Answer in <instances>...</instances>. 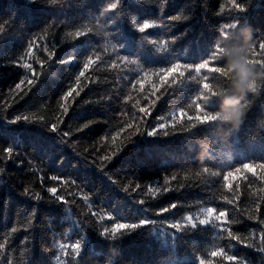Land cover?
Wrapping results in <instances>:
<instances>
[{
	"label": "trees",
	"instance_id": "trees-1",
	"mask_svg": "<svg viewBox=\"0 0 264 264\" xmlns=\"http://www.w3.org/2000/svg\"><path fill=\"white\" fill-rule=\"evenodd\" d=\"M112 2L0 0V264H264V89L201 119L222 48L264 63V0Z\"/></svg>",
	"mask_w": 264,
	"mask_h": 264
},
{
	"label": "clouds",
	"instance_id": "clouds-1",
	"mask_svg": "<svg viewBox=\"0 0 264 264\" xmlns=\"http://www.w3.org/2000/svg\"><path fill=\"white\" fill-rule=\"evenodd\" d=\"M52 2L55 3L56 0H52ZM147 26L148 22L146 21L140 30H146ZM253 43L249 35L241 43L221 49V53L226 59L222 71L230 79V88L215 92L216 96L221 97L220 110L205 114L201 118L203 122L219 120L230 124L232 128H239L247 111L248 97L250 95L258 96L264 89V63H256L250 59ZM245 167L253 170L249 165H245ZM75 247L79 249L80 245L77 244Z\"/></svg>",
	"mask_w": 264,
	"mask_h": 264
},
{
	"label": "snow or ice",
	"instance_id": "snow-or-ice-1",
	"mask_svg": "<svg viewBox=\"0 0 264 264\" xmlns=\"http://www.w3.org/2000/svg\"><path fill=\"white\" fill-rule=\"evenodd\" d=\"M29 2H30V3H31V2H35V0H29ZM142 2L144 3L145 0H142ZM165 2H166V0H165ZM235 4H239V3H237L236 0H235ZM119 5H120V0H116V2H112L109 6L106 7V8H105V11L108 10V7H111V9H113V10H118V9H119ZM159 6H160L161 9H163V7H164V3H161ZM234 6H235V5H234ZM239 6H240L241 9H243V5H242V4H239ZM181 19L187 20L188 17H187V16H183V17H182L181 15H172V16L168 17V20H170V21H179V20H181ZM152 23H153L154 25H156V20H152ZM72 35H76V34H75V33H72ZM76 37H80V36L77 35ZM262 46H264V45H262ZM31 47H32V44H31V42H30V43H29V49H31ZM29 54H30V53H29ZM21 59H23V57H21ZM61 62H63V61H61ZM90 64H91V61L84 63V65H83L84 69H88ZM20 67L24 68V67H25V64H24V63L21 64ZM31 70H33V69L30 68V71H31ZM83 76H84V72L81 71V72L79 73V75L76 77V81H77V83H79L80 77H83ZM24 83H25L24 80H21L19 83H16V84H15V89H16V90H20V89H21V86H22ZM31 83H32V81H28V84H31ZM72 91H73V89H69L67 92H65V93H64V99H67V98L72 94ZM77 94H78V93H77ZM64 111L67 112L68 109L65 108ZM142 113H145V115H147V112H146V109H145V108H143V112H142ZM21 119H24V120L26 121L28 118H27V117H21V116H16V117H15V121H20ZM89 123H91V121H89ZM84 126H85V127H88V124H85ZM52 129L55 130V125L52 126ZM149 134H150V133H149ZM151 134H152V133H151ZM64 135L66 136V135H68V133H64ZM4 151H5L9 156H11V154L13 153V148L9 147V148L4 149ZM111 158H112V157H107L106 159H109V160H110ZM0 171H3V169H0ZM52 179L55 180V179H57V178H56V177H53ZM136 187L139 188L140 185L137 184ZM51 189H52V188H49L48 191H51ZM27 193H28V189L25 188V189H24V194H27ZM36 199H37V200L41 199V197H40L39 194L36 195ZM55 199H57V200H65V198H64L63 196H56ZM85 199H87V197H85ZM260 201H264V197H261V200H260ZM140 203L143 204L144 202H143V201H140ZM176 206H177L176 204H172V205H170V208H175ZM255 207H256V211H259L260 208H261V203H260V202L257 203V204L255 205ZM167 211H169L168 208H162V209H161V212H167ZM226 215H227V213H226ZM101 219H103V217H101ZM249 219H258V217H257V215H256V212H253V214L249 217ZM150 223H154V222H153V221H148L147 224H142L141 222H139V224H136V225H135V229H137V228H139V227H141V226H146V225H148V224H150ZM260 223H261V224H264V219H261V220H260ZM29 224H31V221H29ZM130 227H132V225H130ZM11 231H12V232H15V231H17V229H16V228H12ZM236 238H237V240L239 241L240 244H245V241H244V240H240L238 236H237ZM260 239L264 240V232H262V233L260 234ZM6 243H7L6 240H5V243H0V250H2V249L5 248V244H6ZM77 244L80 245V241H79V240L75 242V245H77ZM246 246H248V244H247ZM70 247H72V246H70ZM261 250H264V249H261ZM76 253L79 254V249H77V248H76ZM237 259H238V258H237ZM233 262H234V261H229V264H233ZM9 264H11V261H9Z\"/></svg>",
	"mask_w": 264,
	"mask_h": 264
}]
</instances>
